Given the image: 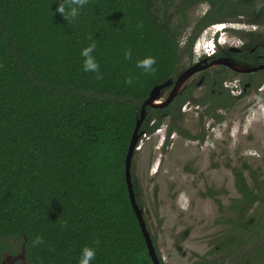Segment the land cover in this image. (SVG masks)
Here are the masks:
<instances>
[{
  "label": "trees",
  "instance_id": "obj_1",
  "mask_svg": "<svg viewBox=\"0 0 264 264\" xmlns=\"http://www.w3.org/2000/svg\"><path fill=\"white\" fill-rule=\"evenodd\" d=\"M61 2L0 0V262L23 248V264H78L88 246L91 264H153L124 176L140 106L206 27L264 25V0H88L68 21L56 11ZM202 3L181 47L188 13ZM93 41L102 79L82 66L81 49ZM147 56L156 59L151 74L136 67ZM146 110L140 129L159 113ZM234 173L239 214L255 200L262 208L264 198ZM254 227L240 234L255 236ZM36 236L44 243L33 246Z\"/></svg>",
  "mask_w": 264,
  "mask_h": 264
},
{
  "label": "rangeland",
  "instance_id": "obj_2",
  "mask_svg": "<svg viewBox=\"0 0 264 264\" xmlns=\"http://www.w3.org/2000/svg\"><path fill=\"white\" fill-rule=\"evenodd\" d=\"M206 9L207 5L202 3L190 10L189 25L181 45L190 31L191 24ZM240 25L239 28L234 27L242 30L251 27L243 23ZM260 29L264 33V25H261ZM203 35L199 39L200 43L199 40L197 42L195 56L202 51L208 33ZM229 42L237 43L235 39ZM192 59L195 60L193 51L191 57L182 55L180 65L187 64ZM251 97L253 98L251 95L247 96L239 102L237 108L240 111L235 109L226 114L224 124L227 131L217 132L219 139L215 140L214 133H210L199 143L197 139L175 134L168 139L167 150V145L163 144L164 121L161 131L151 137H142L140 148L133 158L132 174L142 206L148 210L149 230L163 251L164 264H192L195 254L209 255L214 247V239L223 235V227L216 223L217 219L222 217L221 212L212 198L206 197V191L211 188L218 190L219 195L216 196L225 208L238 197L234 188L233 170L247 173L250 169L256 178L264 182V120L261 116L252 115L253 112L247 115L242 113L247 107L249 109L248 105H251L252 101L257 100ZM196 116L191 113L185 115L184 121L179 123L182 130L189 129L196 133L200 128ZM214 145L217 147L214 148ZM255 207L256 205L253 210ZM185 230H188V235L182 237L181 233ZM260 233L264 235V228L259 235ZM176 244L182 247L185 255L177 250ZM15 255H21V251ZM13 261L14 264H23L21 257Z\"/></svg>",
  "mask_w": 264,
  "mask_h": 264
},
{
  "label": "flooded vegetation",
  "instance_id": "obj_3",
  "mask_svg": "<svg viewBox=\"0 0 264 264\" xmlns=\"http://www.w3.org/2000/svg\"><path fill=\"white\" fill-rule=\"evenodd\" d=\"M240 23L245 24V26L246 24L250 25L251 27L246 30L237 29ZM234 26H237V28ZM260 26L259 24H248L241 20H230L214 23L202 31L199 38L195 40L191 47L195 60L192 59L184 65H180L179 61L178 71L171 76L172 83L161 89V102L166 100L172 91V87L179 74L192 66H195L196 70L183 82L181 88L178 89L166 105L156 108L149 107L152 110H159V113H151L149 115L150 122L146 128L140 129L139 127L138 133H140V136L131 159V179L133 178V158L136 151L140 148L139 143L142 137H151L154 133L161 131L163 121L165 135L163 144L167 145L168 150V139L172 138L175 134L189 139H197L199 143L210 133H214L213 137L215 140L219 139L217 132L221 131V133H225L227 131V127L224 124L226 122V114L233 112L235 109L240 111L237 108L238 104H240L239 102L250 95L253 96V98L251 97L253 100L255 98L257 100L254 102L251 100L252 106L248 105L249 109L247 107V110L244 109L242 113L244 112V115H247L249 112H253L252 115L261 116V119L264 120V68L261 67L264 66V33L261 31ZM207 30L209 31L207 32ZM203 33H208L206 42H204L205 47L203 46L202 51L198 52L195 56L194 53H197V42L200 37L204 36ZM231 39H235L237 43L229 42ZM183 44L181 45L182 47ZM183 55L191 57V53L190 56ZM190 113L197 115L196 120L200 128L196 133H192L189 129L188 131H184L181 128V124L179 125V123L184 121L185 115ZM145 117L146 113L144 119ZM158 119H160L158 126L149 131ZM215 147L217 146L214 145ZM238 171L241 172V177L245 179L252 193H256L255 196L259 197L261 195L264 198V182L256 178L250 169L247 173H243L242 170ZM232 176L235 181L234 170L232 171ZM133 181L135 192L137 186L134 179ZM234 188L238 197L234 199V202L230 206L225 208L221 205V200L216 196L219 195L218 190L211 188L209 191H206V197H211L217 209L221 212L220 215L222 217H219L216 223L221 225L224 231L221 232L223 235L214 239V247L211 249L209 255L200 256L195 254L194 258H192V264H264V235H259L261 227H264V218H261V215H263L261 214V209L264 210V206L260 208V201L255 200L248 206L247 211L239 214L241 203L238 200L241 197V193L235 183ZM156 193H158V190ZM254 205L256 207L253 210ZM139 207L142 209L146 227L150 232L148 210L142 206L141 201ZM239 215H242L244 220L240 222V226L233 228L230 222ZM251 226H255L253 231L257 232V235L244 236L240 234L243 233V230L250 232ZM231 232H236L237 235H230ZM181 235L182 237H187L188 230H185ZM150 236L159 262L160 264H164L163 251L157 245L151 232ZM176 248L182 255L186 254L180 245L176 244ZM9 261H13L11 255H6L0 264L15 263V261L13 263Z\"/></svg>",
  "mask_w": 264,
  "mask_h": 264
},
{
  "label": "water",
  "instance_id": "obj_4",
  "mask_svg": "<svg viewBox=\"0 0 264 264\" xmlns=\"http://www.w3.org/2000/svg\"><path fill=\"white\" fill-rule=\"evenodd\" d=\"M261 67L264 68V66H261ZM195 70H196V67L192 66L189 69L182 72L181 74H179L175 80L174 86L172 87V91L170 92V94L168 95L166 100H164L162 102H161V94H162L161 89L168 86L169 84H171L172 78L170 77L167 80H165L164 82L157 84L154 87H152V89L149 91L148 96L144 99V101L142 102V104L140 106V111H139V114L136 118L134 130L132 132V135H131V138L129 141V145L127 148V152L125 155L124 176H125L129 201H130L131 207L134 211V214L136 216V219H137L138 225L140 227L141 233L143 235V238H144V241L146 244V248H147V252H148V256H149V258L153 264H160V262H159V259L157 257V254H156L155 247L153 245V242H152V239L150 236V232L148 231V229L146 227V223H145L143 215H142V209L139 207V205L136 202L133 182L131 179V171H130L131 159L133 156L134 148H135L137 141H138V138L140 136V133H138V130H139V127H140V125L144 119V116L146 113V108L147 107L156 108V107H161V106L166 105L172 99V97L178 91V89L181 88L183 82ZM20 257L24 259V249L23 248L21 251V255L12 256V260H15L16 258H20Z\"/></svg>",
  "mask_w": 264,
  "mask_h": 264
},
{
  "label": "clouds",
  "instance_id": "obj_5",
  "mask_svg": "<svg viewBox=\"0 0 264 264\" xmlns=\"http://www.w3.org/2000/svg\"><path fill=\"white\" fill-rule=\"evenodd\" d=\"M88 3V0H63L59 3L56 11L60 13L66 21L70 19H75L79 16L80 10ZM138 27H142L138 25ZM91 40L92 37L90 36ZM96 49L95 41L89 43L81 49L80 55L83 58V70L86 72L96 73L97 79H102V76L99 72V64L96 61L95 56L93 55ZM124 58L130 60L132 58V53L130 49L124 51ZM156 63V59L151 56H147L143 59L137 60L136 67L142 69L145 73L151 74L155 72L153 65ZM126 84L131 85L133 83V77L129 76L125 80ZM33 246H38L43 244V238L36 236L32 241ZM96 244H99V240L95 241ZM96 255L95 249L92 247L85 246L81 249L80 258L78 264H91Z\"/></svg>",
  "mask_w": 264,
  "mask_h": 264
}]
</instances>
